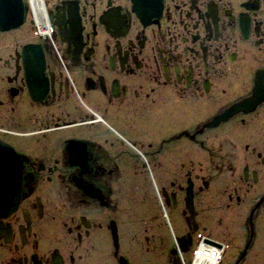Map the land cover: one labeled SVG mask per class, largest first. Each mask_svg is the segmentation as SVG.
Segmentation results:
<instances>
[{
	"label": "flooded vegetation",
	"instance_id": "obj_1",
	"mask_svg": "<svg viewBox=\"0 0 264 264\" xmlns=\"http://www.w3.org/2000/svg\"><path fill=\"white\" fill-rule=\"evenodd\" d=\"M162 1L0 0V264H264V0Z\"/></svg>",
	"mask_w": 264,
	"mask_h": 264
},
{
	"label": "bare ground",
	"instance_id": "obj_2",
	"mask_svg": "<svg viewBox=\"0 0 264 264\" xmlns=\"http://www.w3.org/2000/svg\"><path fill=\"white\" fill-rule=\"evenodd\" d=\"M158 13H162L163 10V1L159 0L158 4L154 7ZM137 15L141 18L142 21H145V23H149L150 20H152V17H154V15H151L149 13V11H145V12H139L135 9ZM33 13L35 14V10H33ZM115 23H118L117 21H114ZM27 68L29 73L28 75V79L31 81L32 77H39L43 78V76H41L44 73L43 67L39 70L36 71L37 68H34L33 64L34 62H30L29 57H27ZM36 71V72H35ZM37 73V74H36ZM32 83V82H31ZM47 93V91H43V92H39L37 91L35 95L36 99H41L43 98V95H45ZM0 143H2L3 145H5L6 147H8L11 151H9V149H0V151H2V154L7 158V171H8V175H7V179L6 180V176H2L4 177V180H2V182L0 183V207H2V211L0 213V215H4V213L6 211H8V208L10 206V204L12 202H14L15 198H16V191H17V187L20 186V188H22V177H23V158L19 155V153L15 150V148L4 142L2 139H0ZM13 151V152H12ZM16 156V157H15ZM17 162V165H16ZM16 165V167H15ZM5 167V166H4ZM15 167V168H14ZM14 168V169H13ZM6 170V169H3ZM12 214V213H10ZM5 217V216H2ZM204 244L206 245V247L202 244L198 245L197 249L201 252V251H206L204 252L203 256L201 257V261L202 263L205 264H210L208 257L206 256L208 253V249L211 247L210 244H208V241H205ZM196 261V259L194 260ZM198 262V261H197Z\"/></svg>",
	"mask_w": 264,
	"mask_h": 264
},
{
	"label": "water",
	"instance_id": "obj_3",
	"mask_svg": "<svg viewBox=\"0 0 264 264\" xmlns=\"http://www.w3.org/2000/svg\"><path fill=\"white\" fill-rule=\"evenodd\" d=\"M256 84H257V86H256L254 96H256L258 98H264V70L263 69L261 72H258L256 75ZM0 149L5 150V149H9V148L6 147L5 145H3L2 143H0ZM9 151H11V150L9 149ZM7 163H8L7 158L2 154V151H0V183L2 182V180H4V177H2V176H6L5 181H8V179H7V175H8ZM16 165H17V162H16ZM16 165H15V167H16ZM3 169H6V170H3ZM0 191H1V189H0ZM20 193H21V188L19 186V187H17L16 198H15L14 202H12L10 204L8 211H6L4 213V215H0V217L8 216L10 213H12L14 210H16L18 203H19V200H20ZM2 211H4V210H2V207H0V213Z\"/></svg>",
	"mask_w": 264,
	"mask_h": 264
},
{
	"label": "rangeland",
	"instance_id": "obj_4",
	"mask_svg": "<svg viewBox=\"0 0 264 264\" xmlns=\"http://www.w3.org/2000/svg\"><path fill=\"white\" fill-rule=\"evenodd\" d=\"M3 113H5L6 114V112L5 111H3L2 112V114ZM1 122V121H0ZM81 131V130H80ZM3 133V129H1L0 128V134H2ZM124 175H126L125 174V172H124ZM130 175V174H129ZM149 176V175H148ZM165 176L166 175H164V173L163 174H160V176H158V177H160V180L162 181L164 178H165ZM135 177H137L136 179H138V177L139 178H141V180L143 181L144 180V175L143 174H139L138 176H135ZM149 178H151V176H149ZM159 180V181H160ZM136 182H137V180H136ZM150 182H151V185H152V187H155V185L153 184V182L150 180ZM126 197V196H125ZM60 212V211H59ZM119 215L120 216H123V215H126L125 213H119ZM204 243V241H200L199 242V244L198 245H202ZM213 244H215V245H218L219 247H223V248H225L224 247V245L222 246V245H220V244H218V243H215V242H212ZM211 245V244H210ZM219 247H216V248H218V250H220V251H222V253H223V255L222 256H220V257H218V258H213L212 256H211V254H210V256L208 257V260H209V263L210 264H229L230 262H229V257H230V255H231V249H229L227 252H226V250H222L221 248H219ZM198 250V249H197ZM200 252V251H199ZM199 252L198 253H195V250L193 251V253L191 254V257L193 258V262L191 263V264H202V261H201V256L199 257ZM203 252H205V251H203ZM211 253V252H210ZM196 259V261H194ZM198 261V262H197ZM204 264V263H203Z\"/></svg>",
	"mask_w": 264,
	"mask_h": 264
},
{
	"label": "built area",
	"instance_id": "obj_5",
	"mask_svg": "<svg viewBox=\"0 0 264 264\" xmlns=\"http://www.w3.org/2000/svg\"><path fill=\"white\" fill-rule=\"evenodd\" d=\"M205 252H206V251H205ZM210 252H211V250H210V249H208V252H207L208 254L206 255L207 257H209V256H210V254H211ZM203 254H204V252H203V251H201V252L199 253V257H200V256L202 257V256H203ZM201 257H200V258H201ZM202 264H203V263H202ZM204 264H205V263H204Z\"/></svg>",
	"mask_w": 264,
	"mask_h": 264
}]
</instances>
